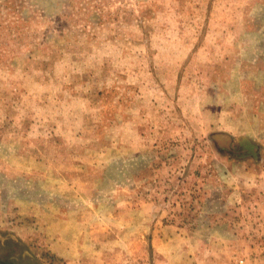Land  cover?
Here are the masks:
<instances>
[{"label":"rangeland","instance_id":"rangeland-1","mask_svg":"<svg viewBox=\"0 0 264 264\" xmlns=\"http://www.w3.org/2000/svg\"><path fill=\"white\" fill-rule=\"evenodd\" d=\"M0 264H264V0H0Z\"/></svg>","mask_w":264,"mask_h":264}]
</instances>
